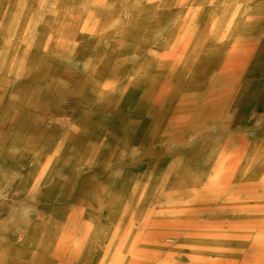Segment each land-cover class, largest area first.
<instances>
[{
  "label": "bare ground",
  "instance_id": "6f19581e",
  "mask_svg": "<svg viewBox=\"0 0 264 264\" xmlns=\"http://www.w3.org/2000/svg\"><path fill=\"white\" fill-rule=\"evenodd\" d=\"M0 264H264V0H0Z\"/></svg>",
  "mask_w": 264,
  "mask_h": 264
}]
</instances>
